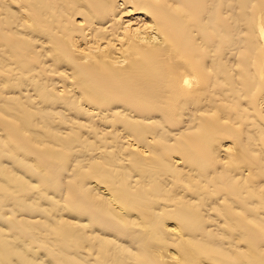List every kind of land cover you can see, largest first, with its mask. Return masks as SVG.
Listing matches in <instances>:
<instances>
[{
  "label": "bare ground",
  "instance_id": "1",
  "mask_svg": "<svg viewBox=\"0 0 264 264\" xmlns=\"http://www.w3.org/2000/svg\"><path fill=\"white\" fill-rule=\"evenodd\" d=\"M0 132L2 264H264V0H0Z\"/></svg>",
  "mask_w": 264,
  "mask_h": 264
},
{
  "label": "rangeland",
  "instance_id": "2",
  "mask_svg": "<svg viewBox=\"0 0 264 264\" xmlns=\"http://www.w3.org/2000/svg\"><path fill=\"white\" fill-rule=\"evenodd\" d=\"M0 135H2L1 132H0ZM21 144H22L23 146L28 147V148L31 147V146H29V145L27 144L26 141H22ZM74 144H76V142H75ZM77 145H78V144H77ZM34 150L36 151V148H35ZM20 153H21V152H20ZM17 154H18V152H17ZM21 154H22V153H21ZM21 154H20V155H21ZM4 159H6V161H7L8 158H4ZM4 162H5V161H4ZM8 162H9V164H8V167H7V163H8ZM11 162H12V160L10 161V159H9V160L4 164L3 161L1 160V163H2L3 165H5L7 168H9ZM34 163H35V162H34ZM37 163H38V162L35 163L36 166H34V165L32 164L33 167H32V166L27 167V166L25 165V166L27 167V169L25 168V170L22 169V168H24V167H21V168L18 170V168H19L18 166H17V167H16L15 165L12 166V164H11L9 170H11V169L16 170V168H17V171H18V172H20V170H21V171L23 170L24 173H25L26 171L28 172V170H30L31 168H33V169H31V170H34V171L40 168V170H37V171H36L35 176H36V174L38 175L39 172H40V174H39L40 176H39V175H38V176H39V178H40V177L42 178L41 180H40L39 178H36V177H35L36 179L34 178V179H35V180H34V179H33V177H34V173H33V175H32L30 172H29L28 174L26 173L25 175H24V173H22L23 171H22L21 173H19V175L22 174V175H20L21 177H23V176H28V177H29V175L32 176V178H31V177H30V178L33 180V182H35V184H34V183L32 182V180H30L31 182L29 183V179H30V178L27 177L28 180H26V179H27L26 177H25V179L22 178L23 181L26 180V181L28 182V184H26V183H25V184H24V183L21 184V185H22L21 189H22V191L25 193L24 195H26V196H24V197H26V198H24V197H23V198H24L25 200H28L29 197H30V196H29V193H31V191H33L32 186H31L30 188L28 187L29 184H32L33 186L36 185V187H37V185H39V186H38L39 188H41L40 185H41L42 187H44V188H46V186H47L46 193H48V194H46V195H49L50 198L53 199V201H51V202H53V203L50 204L49 201H48V202H47V205L50 204V205L53 207L52 209H54V207L56 206L55 209H54V211L56 210V211L58 212L59 209H58V206H57V202H56L55 200H56V199L59 200L60 198H58V197L55 198V192H54V191H56V190H54V186H55V188L57 187L56 184H58L57 181H59V180H57L56 178H54V179L51 178V180H50V178H49V180H50L49 182H50V183H47V184H50L49 187H48L47 184L44 186V184H43V180L45 181V177H46V175L43 176V174H45V173L47 174V172L43 173V172H42V169H43L42 166H43V165H41L40 163H38V164L41 165V166H40V165H37ZM30 164H31V163H30ZM30 164H29V165H30ZM5 166H4V167H5ZM14 166H15V167H14ZM67 166H68V165H67ZM13 167H14V168H13ZM34 167H37V169H36V168L34 169ZM29 168H30V169H29ZM37 172H38V173H37ZM42 173H43V174H42ZM61 174H62V173H61ZM61 174H60V176L62 177ZM48 175H49V174H48ZM52 179H53V180H52ZM36 180H37V181L40 180V181L42 182L43 185H42L41 183H40V184L37 183ZM47 180H48V176L46 177V181H47ZM26 181H25V182H26ZM46 181H45V182H46ZM51 181H52V182H51ZM38 182H39V181H38ZM45 182H44V183H45ZM56 182H57V183H56ZM36 183H37V184H36ZM23 184H24L25 186H27L28 188H25V186L23 187ZM53 185H54V186H53ZM31 188H32V190H31ZM44 188H43V189H44ZM52 188H53V191H52V192L54 193V196H53V197H52V195H50V191L52 190ZM26 189H27L28 191H26ZM29 189H30V191H29ZM43 189H41V190L43 191ZM56 189H57V188H56ZM24 190H25L26 192H25ZM47 191H48V192H47ZM52 192H51V193H52ZM27 193H28V195H27ZM44 193H45V189H44ZM53 193H52V194H53ZM56 193L60 195V191H59V193H58V190H57ZM22 194H23V193H22ZM22 194H21V195H22ZM22 196H23V195H22ZM27 196H28V197H27ZM49 196H48V197H49ZM60 201H61V199H60ZM60 201H59V202H60ZM43 202H44V201H43ZM43 202H42V203H39V205H41L42 207L45 206V204H46V203H45L46 201L44 202L45 204H44ZM54 202H55V203H54ZM58 204H60V203H58ZM47 205L45 206V208L49 206V205H48V206H47ZM34 206H35V205H34ZM51 206H50V207H51ZM36 207H38V206L36 205ZM50 207H49V209H51ZM66 207H67V206H66ZM52 209L50 210L51 212L53 211ZM57 209H58V210H57ZM54 211H53V212H54ZM56 211L54 212V214L56 213ZM65 211H66V212H65ZM65 211H64V212H65L64 214H63V212H62V214H63L64 216H68V215H69V217H71L72 215L70 216V214H74V215H75V213H72L71 211L69 212V208H67V210H65ZM62 214H60V215H62ZM67 214H68V215H67ZM56 215H57V213H56ZM74 215H73V216H74ZM72 218H74V217H72ZM69 219H70V218H69ZM1 229H5V225L2 224V222H0V230H1ZM50 239H53V241H54L55 243H58V242H59V238L56 237L55 233H53L52 236H50ZM78 243H79V244H78L77 246H80V241H79ZM69 245H71V246L73 245V246H74V242H73V243H70ZM71 246H68V245H67V249H66V248H63L62 250L71 253V250H69V248H70ZM68 247H69V248H68ZM80 247H81V246H80ZM42 250L45 251V249H42ZM37 257H38V255H37ZM4 260H5V259H4ZM4 260H0V264H2V262H3ZM47 262H48V260H47ZM50 262L53 263V264H55V263H54L53 261H51V260H50ZM43 263H45V260H44ZM10 264H19V263L17 262V260H13V259H11V260H10ZM66 264H68V261L66 262Z\"/></svg>",
  "mask_w": 264,
  "mask_h": 264
}]
</instances>
